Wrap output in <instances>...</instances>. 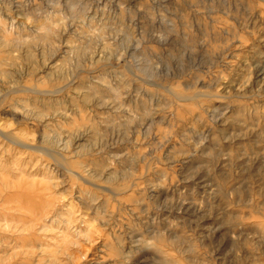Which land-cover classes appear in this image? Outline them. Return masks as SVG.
Here are the masks:
<instances>
[{
	"label": "rangeland",
	"instance_id": "obj_1",
	"mask_svg": "<svg viewBox=\"0 0 264 264\" xmlns=\"http://www.w3.org/2000/svg\"><path fill=\"white\" fill-rule=\"evenodd\" d=\"M0 19V264H264V0Z\"/></svg>",
	"mask_w": 264,
	"mask_h": 264
},
{
	"label": "bare ground",
	"instance_id": "obj_2",
	"mask_svg": "<svg viewBox=\"0 0 264 264\" xmlns=\"http://www.w3.org/2000/svg\"><path fill=\"white\" fill-rule=\"evenodd\" d=\"M19 1V0H18ZM102 3V2H101ZM5 17V16H4ZM10 17V16H9ZM3 20V19H2ZM0 23H1V27H3L4 29H5V33L7 34V33H11V32H8L7 31V29H9L8 27H7V23L6 22H3V21H1V19H0ZM47 32H48V30H47ZM5 35V34H4ZM7 38H9V37H7ZM3 44V45H2ZM0 43V45L3 47V46H8L9 45V39H6V37H4V39H3V43ZM10 47V46H9ZM5 48V47H4ZM3 48V49H4ZM6 49V48H5ZM7 50H8V48H7ZM3 57V56H2ZM8 57V56H7ZM4 58V57H3ZM6 58V57H5ZM7 59V58H6ZM9 59V58H8ZM13 59V58H12ZM3 60V59H2ZM8 61V60H7ZM26 89V88H25ZM58 92V91H57ZM186 99H188V98H186V97H182V99L181 100H186ZM19 110V109H18ZM23 110V109H22ZM10 111V110H9ZM17 112L18 111H16V110H14V112L11 114L12 116L14 115V117H18V114H17ZM22 114V113H21ZM2 128V127H1ZM0 134H1V136H3V137H5V138H8V139H12V138H14V136H12V135H10V134H6V133H4L1 129H0ZM12 141V140H11ZM77 175H79V173H77ZM80 177V176H79ZM89 193V192H88ZM115 195V194H114ZM117 196L118 195H121L120 193H118V194H116ZM115 195V196H116Z\"/></svg>",
	"mask_w": 264,
	"mask_h": 264
}]
</instances>
